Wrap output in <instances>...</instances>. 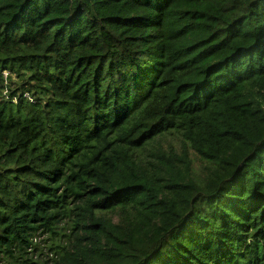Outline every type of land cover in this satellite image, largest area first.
Listing matches in <instances>:
<instances>
[{
  "label": "trees",
  "instance_id": "obj_1",
  "mask_svg": "<svg viewBox=\"0 0 264 264\" xmlns=\"http://www.w3.org/2000/svg\"><path fill=\"white\" fill-rule=\"evenodd\" d=\"M0 264H264V0H0Z\"/></svg>",
  "mask_w": 264,
  "mask_h": 264
},
{
  "label": "rangeland",
  "instance_id": "obj_2",
  "mask_svg": "<svg viewBox=\"0 0 264 264\" xmlns=\"http://www.w3.org/2000/svg\"><path fill=\"white\" fill-rule=\"evenodd\" d=\"M60 235L51 236L48 233L40 234L35 237V241L39 244V252L42 253V258L52 257L53 252L50 251V248L54 245L65 244L68 240V236L64 235L69 232V225L62 223L59 229Z\"/></svg>",
  "mask_w": 264,
  "mask_h": 264
},
{
  "label": "built area",
  "instance_id": "obj_3",
  "mask_svg": "<svg viewBox=\"0 0 264 264\" xmlns=\"http://www.w3.org/2000/svg\"><path fill=\"white\" fill-rule=\"evenodd\" d=\"M4 74L7 76L8 75V72H4Z\"/></svg>",
  "mask_w": 264,
  "mask_h": 264
}]
</instances>
